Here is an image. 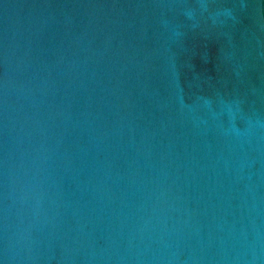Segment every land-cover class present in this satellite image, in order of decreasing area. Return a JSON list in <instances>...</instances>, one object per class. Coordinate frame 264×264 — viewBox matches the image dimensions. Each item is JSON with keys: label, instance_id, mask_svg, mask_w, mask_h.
Masks as SVG:
<instances>
[{"label": "water", "instance_id": "1", "mask_svg": "<svg viewBox=\"0 0 264 264\" xmlns=\"http://www.w3.org/2000/svg\"><path fill=\"white\" fill-rule=\"evenodd\" d=\"M3 264H264V0H0Z\"/></svg>", "mask_w": 264, "mask_h": 264}, {"label": "snow or ice", "instance_id": "2", "mask_svg": "<svg viewBox=\"0 0 264 264\" xmlns=\"http://www.w3.org/2000/svg\"><path fill=\"white\" fill-rule=\"evenodd\" d=\"M0 264H3V262H2V261H0Z\"/></svg>", "mask_w": 264, "mask_h": 264}]
</instances>
